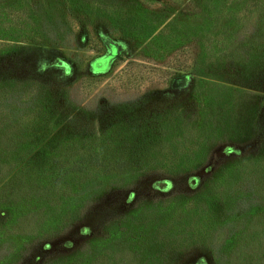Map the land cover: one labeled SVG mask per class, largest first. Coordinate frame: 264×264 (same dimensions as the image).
<instances>
[{"label":"rangeland","instance_id":"rangeland-1","mask_svg":"<svg viewBox=\"0 0 264 264\" xmlns=\"http://www.w3.org/2000/svg\"><path fill=\"white\" fill-rule=\"evenodd\" d=\"M0 264H264V0H0Z\"/></svg>","mask_w":264,"mask_h":264},{"label":"snow or ice","instance_id":"snow-or-ice-1","mask_svg":"<svg viewBox=\"0 0 264 264\" xmlns=\"http://www.w3.org/2000/svg\"><path fill=\"white\" fill-rule=\"evenodd\" d=\"M228 151H229V152H231V151H232V148H231V147H229V148H228Z\"/></svg>","mask_w":264,"mask_h":264},{"label":"water","instance_id":"water-1","mask_svg":"<svg viewBox=\"0 0 264 264\" xmlns=\"http://www.w3.org/2000/svg\"><path fill=\"white\" fill-rule=\"evenodd\" d=\"M104 62V61H103Z\"/></svg>","mask_w":264,"mask_h":264}]
</instances>
